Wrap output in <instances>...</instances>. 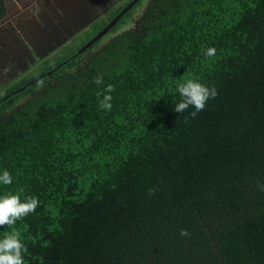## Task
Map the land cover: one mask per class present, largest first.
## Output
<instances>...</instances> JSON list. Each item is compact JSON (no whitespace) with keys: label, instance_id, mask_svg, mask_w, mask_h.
I'll return each mask as SVG.
<instances>
[{"label":"trees","instance_id":"trees-1","mask_svg":"<svg viewBox=\"0 0 264 264\" xmlns=\"http://www.w3.org/2000/svg\"><path fill=\"white\" fill-rule=\"evenodd\" d=\"M104 25L0 92V197L40 202L0 239L25 264H264V0H148L77 54ZM186 79L218 92L195 118Z\"/></svg>","mask_w":264,"mask_h":264},{"label":"rangeland","instance_id":"rangeland-1","mask_svg":"<svg viewBox=\"0 0 264 264\" xmlns=\"http://www.w3.org/2000/svg\"><path fill=\"white\" fill-rule=\"evenodd\" d=\"M147 1L143 0L140 6L131 12L126 22L123 21V23L117 26L114 33L102 39L99 46L107 43L114 35L132 29ZM76 2L77 4L75 3L76 5L71 9L63 0H56L55 2L54 0H50L49 2L47 0H5V14L0 19V69L2 70V73H0V92L6 89V86L10 83H17L20 77L22 82L26 83L25 81L39 75L45 64H52L58 57H63L66 54L69 55L72 49H76L77 46L79 47L84 43L88 38V34L83 33L90 32L89 28L80 34L74 35L71 38L72 41L69 42L72 33L75 34L76 32L74 33V31L79 26L81 27V25L79 23L78 26L73 24L70 27L71 32L70 28L66 30L62 26V23L68 20L69 17L74 16L73 18H76L80 15L79 8L81 2L80 0H76ZM94 7L95 5L92 10L89 9L91 10L89 11V15L97 13ZM10 17L12 19H9ZM79 19L81 18H78L77 21ZM51 24L56 27L58 26L61 32L65 31L67 35L64 34L60 39L56 38L58 43L54 50H52L54 43L47 44L45 40L40 44V48L34 45L31 37H34V40H38L37 36L42 35L44 31L50 32ZM27 49L32 54L37 53L40 49H44L42 55H45V57H33L26 51ZM9 66H11V71L4 75L3 70ZM20 80L19 82H21Z\"/></svg>","mask_w":264,"mask_h":264},{"label":"clouds","instance_id":"clouds-1","mask_svg":"<svg viewBox=\"0 0 264 264\" xmlns=\"http://www.w3.org/2000/svg\"><path fill=\"white\" fill-rule=\"evenodd\" d=\"M216 54L215 48H207L204 50L205 57H213ZM11 71V66L3 70L6 75ZM93 83L102 85L104 78L102 74H97L93 78ZM115 90L114 85H107L103 92H99L98 96L103 98L99 100L101 110L111 111L113 105L111 103L112 93ZM177 91L181 97L180 102L176 103L174 111L183 114L191 106L195 110L190 112V116L195 118L197 114L203 111L209 99H215L218 95L217 89L213 86L209 88L194 79H186L184 82L177 85ZM187 120V117H185ZM178 122V121H177ZM11 173L4 170L0 174V184H12ZM257 187L260 191H264V184L258 182ZM156 189L150 188L149 195H154ZM39 199L35 196L27 197L23 202L20 195L8 193L0 197V227H11L17 221L27 217L36 211L39 206ZM181 235L190 237V233L186 229L181 230ZM27 252V247L22 242L19 231L5 232L4 238L0 239V264H25L24 253Z\"/></svg>","mask_w":264,"mask_h":264},{"label":"flooded vegetation","instance_id":"flooded-vegetation-1","mask_svg":"<svg viewBox=\"0 0 264 264\" xmlns=\"http://www.w3.org/2000/svg\"><path fill=\"white\" fill-rule=\"evenodd\" d=\"M47 1L49 2L50 0H47ZM55 1L56 0H54V2ZM63 1L66 2L68 4L69 8H71V9H73V6H75L77 4L76 0H63ZM133 1L134 0H80V2H81V6L79 8L80 9L79 10L80 15H78L76 18H73L74 16L69 17L68 20H66V21H64L62 23L63 28H66V30H68L73 24H76L78 26V23H79L81 25V27L79 26V28H77L76 31H74V33L76 32L75 34L72 33V35L70 36L69 42L72 41L71 38L74 35L80 34V33H82V31L84 32V30H87V28L90 29V32L83 33V34L92 33L93 32L92 27H96L97 25H100V24H105L104 25V27H105L113 18H115L123 9H125ZM140 1L141 0H138V2H140ZM138 2L130 10H128L127 12H125L123 14L118 19V21L116 22L115 25L118 26L119 24L123 23V21L126 22V20L129 18V15L131 14V12L133 10H135L138 6H140V5L136 6L138 4ZM97 4H99V5H97ZM94 5H95L94 8H95V10H97V13H94L92 15H89V11L92 10V8H93ZM89 9H91V10H89ZM78 18H81V19H79V21H77ZM82 18H83V21H82ZM9 19H12V17H10ZM9 19H7V21H9ZM13 19H17V18H13ZM81 22H82V24H81ZM115 25H114V27H115ZM10 28H12V27L10 26ZM115 28L117 29V27H115ZM116 29L113 32H110L111 30H109L108 33L104 37L108 36L109 34L114 33L116 31ZM69 30H70V32L72 31L71 28ZM49 31L50 32L44 31L42 35L37 36L38 40H36V39L34 40V37H31V39L33 41L32 43L34 45L39 46V48H40L41 47L40 44L45 40V42H47V44L48 43L49 44L54 43V45L52 47V50H54L55 47H56V44L58 43V41H57L56 38H59L60 39L61 37L64 36V34L67 35L65 31H62L61 32V30L59 29V27L58 26L57 27L56 26H53V24H51V30H49ZM94 37H92L91 39H93ZM50 50H48V51H50ZM26 51H28V49ZM39 51H41V52H39ZM39 51L37 53H35V54H32L29 51L28 52L33 57H36V58H44L45 55H42L44 49H40ZM46 56H47V54H46ZM0 73H2V70L1 69H0ZM20 79H21V77L18 79V81ZM12 84L13 83H10L6 87L7 88L10 87V86H12Z\"/></svg>","mask_w":264,"mask_h":264},{"label":"water","instance_id":"water-1","mask_svg":"<svg viewBox=\"0 0 264 264\" xmlns=\"http://www.w3.org/2000/svg\"><path fill=\"white\" fill-rule=\"evenodd\" d=\"M138 0H134L132 3H130L125 9H123L115 18H113L93 39H91L86 45H84L81 49L78 50L77 54L83 53L86 49L90 48L94 43L100 41L107 33L109 30H111L118 19L128 10H130ZM51 73H48L50 75ZM41 78H39L37 81H34L30 83L28 86H34ZM19 90L18 92H20Z\"/></svg>","mask_w":264,"mask_h":264}]
</instances>
